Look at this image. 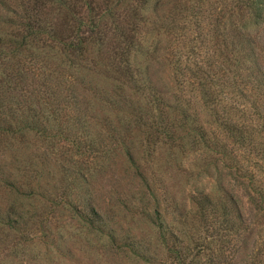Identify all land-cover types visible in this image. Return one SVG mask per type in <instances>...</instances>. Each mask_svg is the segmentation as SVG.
I'll use <instances>...</instances> for the list:
<instances>
[{"label":"trees","instance_id":"trees-1","mask_svg":"<svg viewBox=\"0 0 264 264\" xmlns=\"http://www.w3.org/2000/svg\"><path fill=\"white\" fill-rule=\"evenodd\" d=\"M165 1L0 0V152L23 156L8 188L47 208L30 216L0 201V239L14 236L19 252L32 248L16 235L44 226L73 191L79 224L145 264H234L247 249L264 264V66L253 36L264 23V0ZM159 57L178 87L170 94L148 75ZM104 136L126 155L141 153L140 162L164 148L182 167L195 154L210 174L212 186L192 192L182 212L161 206L164 192L147 178L146 196L130 198L142 214L155 203L150 212L168 244L160 259L94 206L89 186L108 152ZM48 162L63 185L42 188L43 198L36 187ZM225 175L246 189L249 215ZM173 213L177 220L167 223Z\"/></svg>","mask_w":264,"mask_h":264},{"label":"rangeland","instance_id":"rangeland-1","mask_svg":"<svg viewBox=\"0 0 264 264\" xmlns=\"http://www.w3.org/2000/svg\"><path fill=\"white\" fill-rule=\"evenodd\" d=\"M253 36L261 64L264 66V23L253 33ZM188 42L186 38L184 43ZM164 43H166L165 36L157 38V47L160 48ZM184 43L180 42L179 47H182ZM159 59L150 61L148 75L160 90L170 94L173 89L178 88L175 86V77L170 65L166 64L161 57ZM185 95L192 104L200 106L195 92L186 90ZM204 116L205 113L201 112V117ZM104 142L108 152L104 154L105 159L100 163L101 171L94 174L89 186L94 206L109 214V219L116 228L124 233L127 232L134 241L141 240L149 256L160 259L165 254L168 244L161 237L163 231L158 229V219L153 211L150 214L155 203L146 202L149 212L142 214L129 207L130 198L140 194L142 198L146 196L144 180L147 178L151 183L156 181L164 192L166 203H162L161 206L165 207L168 204L170 209H177V213L179 210L182 212L189 206L188 197L192 192L212 186L210 174L199 167L195 154L190 153L186 156L181 162L182 167L179 166L178 161L168 159L169 154L164 148L157 152L153 160L150 158L149 162H140L139 157L142 155L135 149H128L129 155H126L127 151L116 150L115 143L109 137L104 136ZM37 152L40 154V150ZM179 158L177 159L181 160ZM22 160L23 156L20 153L13 156L0 152V201L10 202V205L14 204V208L16 207L20 212L34 216L37 212L40 214L41 211H46L47 208L39 211L34 207L35 203L16 197L8 188V183L11 182L9 174L21 165ZM138 163H140L139 166ZM42 173L36 191L42 194L43 198V193H46L44 189L48 193L61 190L63 182L59 179L55 164L50 162L45 164ZM223 177L226 189L233 193L243 212L249 215L250 206L247 202L246 189L236 184L230 176ZM19 189L18 192L15 191L17 195L25 193L23 187ZM74 197L71 191V199L65 201V207L56 210L53 215L55 217L49 218L44 226L31 224L26 228L25 233L22 231L21 234L16 235L21 240H30L32 253L14 249L12 247L14 236L7 240L0 239V264H145L142 257L133 256L122 243L112 244L106 239L99 238L91 228L82 227L76 212L73 211L72 204L77 201ZM177 213L166 216V222L177 220ZM45 218L44 221H46ZM174 224L175 222L172 225ZM252 246L251 242L249 248ZM250 254L251 250L241 251L235 258L234 264H254Z\"/></svg>","mask_w":264,"mask_h":264}]
</instances>
